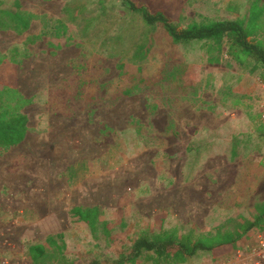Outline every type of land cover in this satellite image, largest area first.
<instances>
[{
  "label": "rangeland",
  "instance_id": "obj_1",
  "mask_svg": "<svg viewBox=\"0 0 264 264\" xmlns=\"http://www.w3.org/2000/svg\"><path fill=\"white\" fill-rule=\"evenodd\" d=\"M192 1L181 27L264 9ZM0 2V108L28 119L20 144L0 146V264H34L37 244L59 255L45 264H114L143 233L214 234L264 203V139L249 120L264 123L260 71L213 42L174 44L122 0ZM21 8L26 33L6 15ZM77 207L98 210L94 226Z\"/></svg>",
  "mask_w": 264,
  "mask_h": 264
},
{
  "label": "trees",
  "instance_id": "obj_2",
  "mask_svg": "<svg viewBox=\"0 0 264 264\" xmlns=\"http://www.w3.org/2000/svg\"><path fill=\"white\" fill-rule=\"evenodd\" d=\"M122 1L131 11L141 13L148 25L161 26L174 44L200 42L208 47L213 42L221 52L225 50L240 68L250 73L260 71L264 81V9L257 3H252L248 14L242 18H222L181 27L177 22L185 4L191 5L192 0L172 3L165 0ZM228 10L237 13L238 5L230 4ZM6 15L13 21L16 31L23 33L29 29L30 14L18 9L15 13L6 11ZM21 102L25 103V100L21 98ZM7 108H0L1 147L20 144L28 131L27 117L19 109ZM249 120L264 139V123L256 121L255 117H249ZM70 213L91 226L98 220V210L95 208L77 207ZM257 233H264V203L257 205L250 216L234 220L214 234L196 235L177 227L162 229L157 233H143L132 241L128 251L120 253L114 264H186L198 252H213L221 257L244 248L246 242ZM48 243L53 246L57 241L52 237ZM29 253L34 264L59 259L56 252L49 253L43 244L31 246Z\"/></svg>",
  "mask_w": 264,
  "mask_h": 264
},
{
  "label": "built area",
  "instance_id": "obj_3",
  "mask_svg": "<svg viewBox=\"0 0 264 264\" xmlns=\"http://www.w3.org/2000/svg\"><path fill=\"white\" fill-rule=\"evenodd\" d=\"M255 238V243H249L242 251H237L239 255H243L241 264H264V233L257 234Z\"/></svg>",
  "mask_w": 264,
  "mask_h": 264
},
{
  "label": "crops",
  "instance_id": "obj_4",
  "mask_svg": "<svg viewBox=\"0 0 264 264\" xmlns=\"http://www.w3.org/2000/svg\"><path fill=\"white\" fill-rule=\"evenodd\" d=\"M20 10H22L23 12H27L26 10H23L22 8H21ZM58 18H60V16H59ZM32 25H33V23L30 22V27H29V29L32 27ZM29 29H28L26 32H28ZM26 32H23V33H26ZM19 48H20V50H21V47H19ZM192 130H194L193 133L195 134V130L197 131V128H196V127H192ZM27 133H28V131H27Z\"/></svg>",
  "mask_w": 264,
  "mask_h": 264
},
{
  "label": "bare ground",
  "instance_id": "obj_5",
  "mask_svg": "<svg viewBox=\"0 0 264 264\" xmlns=\"http://www.w3.org/2000/svg\"><path fill=\"white\" fill-rule=\"evenodd\" d=\"M80 131H81V130H80ZM80 131H79V132H80ZM101 151H102V150H101ZM116 191H117V190H116ZM43 223H44V222H43ZM48 224H49V223H48Z\"/></svg>",
  "mask_w": 264,
  "mask_h": 264
}]
</instances>
